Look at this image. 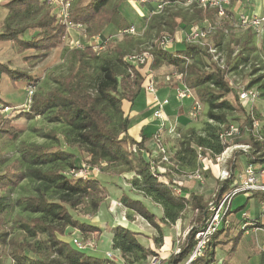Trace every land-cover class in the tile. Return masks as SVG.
Masks as SVG:
<instances>
[{
  "label": "trees",
  "instance_id": "1",
  "mask_svg": "<svg viewBox=\"0 0 264 264\" xmlns=\"http://www.w3.org/2000/svg\"><path fill=\"white\" fill-rule=\"evenodd\" d=\"M127 1L133 0H71L69 18L74 23L85 25L89 36L97 33L94 29H97L102 20L106 24L105 28L113 24L118 31L132 24L126 19L121 7L122 3ZM153 2L157 0L143 3ZM207 10V17L210 18L213 11ZM116 14L120 15L119 22H124L119 27V22L113 21ZM95 24L97 25L93 28L92 25ZM173 28L174 23L171 24L170 31ZM65 29L54 12L51 0L0 2V42H11L19 51H48L59 44ZM252 35L255 37L254 33ZM201 47L185 42L174 44L168 49L157 45L152 53L150 52V77H143L135 65L127 61L126 57L131 54L124 58V53L118 49L116 58L120 66L117 68L109 62L102 65L93 91L90 90L85 74L81 72V65H77L66 75L54 76V87L48 90H34L29 106H25L23 101L20 105L10 106L11 110L18 112L16 118L33 119L40 115L46 117L50 123L57 124L60 129L41 131L40 136L56 140V135L59 134L67 147L75 148L83 154L82 161L85 164L82 166L89 169L98 167V172L115 168L118 174L131 173V188L159 204L162 216L157 219L141 199L130 194L123 193L119 202L134 216L142 217L154 228L159 229L161 224H175L184 211L193 213L192 225L179 244L180 251L174 253L165 264H178L190 254L195 243V233L201 229L208 217L209 202L195 191L176 189V181L168 176L169 160L159 163L157 153L153 155L155 149L150 150L145 146L148 139H153L154 129L143 126L138 130L137 136L130 133L131 115L124 114L122 101L127 100L134 106L140 91H143V94L148 93L146 85L150 78L154 79L152 69L163 62L173 68V71L181 73L180 80L193 91L198 101L207 106L206 116L213 121L206 123L204 134L198 135L193 144L191 139L180 141L181 149L174 153L178 162L186 163L185 166L190 172H194L198 168V153L202 152L214 158L235 140V143L242 142L249 146L247 151L241 152L246 164L264 163V124L261 125L260 132L255 133L253 122H258V118L253 113V107L246 108L240 102L239 106H234L225 98L231 90L224 79L226 65L223 69L214 61H211L210 66L203 65V58H212L208 52L201 50ZM75 52L78 57L96 56L88 44H84L83 49H76ZM34 55L37 54L31 56ZM28 56L30 55H25V58ZM239 65L240 63L236 62L231 69L235 70ZM204 67L208 69L205 70ZM2 74L12 82L24 79L36 81L4 62H0V77ZM254 85H258L260 96L264 97L263 74L251 79L245 87L254 88ZM255 90L259 94L258 90ZM2 105L0 101V112ZM154 107L153 104L152 110ZM237 111L244 114L237 134L222 137L223 131L232 124L233 114ZM21 131V128L13 124L11 118L6 119L0 115V137L15 139ZM243 136L244 140H241ZM19 156V161L13 165H0V264H4L5 258L10 259L12 264H116L108 258L78 250L71 243V233L74 230L83 237L100 232L98 225L84 218L89 213H96L106 198V195H101V192L105 191L103 183H99L92 173L85 176L69 173L72 169L82 167L77 165L75 153L72 151L62 148L54 150L33 143L20 147ZM61 162L65 163L64 166ZM157 165L164 169H157ZM237 175L235 177L231 171L229 177L219 181L215 200L224 195L225 189L235 181ZM23 180L35 184L32 192L19 194L17 197L5 194L17 188ZM250 192L253 194L258 191ZM230 212L231 203L222 219L224 223L227 221L226 226L222 222L209 238L203 254L189 264L212 263L218 244L216 238L222 233H227L226 228L231 223L227 219ZM253 221L258 224L256 218ZM239 226L240 231L234 236L230 253L235 250L242 233L248 227H253H242L244 219ZM111 244L120 253L124 264H131L133 257L136 260L157 257L156 251L143 245L128 227L115 225L112 228ZM221 264L229 263L222 260Z\"/></svg>",
  "mask_w": 264,
  "mask_h": 264
},
{
  "label": "rangeland",
  "instance_id": "2",
  "mask_svg": "<svg viewBox=\"0 0 264 264\" xmlns=\"http://www.w3.org/2000/svg\"><path fill=\"white\" fill-rule=\"evenodd\" d=\"M235 2L236 0H233L232 5H234ZM155 3L156 2L152 4L143 3L137 0L122 3L121 7L126 14V19L136 27V34L134 35L120 34V30L118 29L117 31L116 26L113 24H111V27L108 26V28H105L106 24L102 20L98 25H92L94 26L93 28H95L96 25L98 26L97 29H94L97 33H93L94 35L90 36L85 25L83 28L65 29L64 37L61 38L59 44L48 51L43 49L19 51L11 42H0V62H4L19 73H26V76L36 80L24 79V81L12 82L5 74H2L0 77V101L3 104L0 115L6 119L11 118L13 124H16L22 129L15 139L7 138V136L0 137V165H13V163L19 161L20 147L33 143L45 145L54 150L62 148L66 151H72L75 153L77 165L82 166L85 164V162L82 161L83 154L79 153L75 148L67 147L59 134L56 135L58 140L40 136L39 133L41 131H57V129H60L57 124L50 123L46 117L40 115L33 119H27L25 117L16 118L18 112L16 110H11V107L20 105L22 101L24 103L27 96L28 83L34 85V90H38L39 88L41 90H48L55 85L52 80L54 76L66 75L70 69L77 65H81V72L85 74L90 90L93 91V85L100 77L102 65L109 62L117 68L120 66L116 58L118 49L124 53V58L128 54H137L143 50L151 52L157 45L160 46V39L162 36L179 35V33H182L193 25L204 27L210 23H214L216 19L214 16L215 11L212 10V16L208 18L207 13L209 11L207 9H200L196 5L188 7L181 4V1L166 2L161 9H157ZM242 6L247 13L253 8L251 3H242ZM104 14H106L105 11ZM119 20L120 15L116 14L113 21L117 23ZM122 23L124 22H119L117 27ZM172 23H174V28L170 31ZM218 27L220 26H217L215 32L204 41V45L200 49L206 53L208 47H215L217 51L221 53L227 70L224 79L231 89L230 92L226 94L225 98L234 106H239V100L237 99L238 90L241 87L247 86L254 77L262 74L264 75V38L254 37L248 29H235L229 27L227 23L224 24V28L227 29V32H224L223 29H219ZM71 41H79L82 45H90L96 56H76L75 50L77 48H72ZM27 54L30 56L25 58ZM32 54L37 55L31 56ZM244 58L246 60H243ZM203 59V65H212V60L210 58ZM236 62L240 63V65L237 69L232 70L231 66ZM204 69L207 70L208 68L204 67ZM173 70V68L168 67L163 62L152 69L157 90L162 88L167 90V87L168 90H171V88L175 87L178 83H182V81L175 76L167 79ZM253 87L259 92L258 98L252 108L254 115L258 118V125L254 130L255 133H259L261 125L264 124V97L260 96L258 85H254ZM143 93V91L138 93L139 98L135 102L134 107L139 110L141 106L145 105L148 106L147 109L151 111V107L154 104L151 95L149 93ZM167 96L170 98L171 104L169 108H171L174 99L170 94ZM159 98H162V96L159 95ZM126 102L127 100L125 103ZM200 103L201 109L198 114L196 116H191L187 113L183 119L176 122V126L178 125L176 136H170L164 132L162 142L169 155V163L167 164L168 176L173 178V181H176V189L179 191H182V189L195 191L201 194L207 202H211L215 201L216 191L219 186V181H221L219 177L221 171H232L236 177L237 168L242 167V164L246 162L241 152L247 151L248 149L242 147V142L235 143V140H233L226 152V154H228L227 159L223 157H218V159L217 157L211 158L210 155L202 154L201 152L202 159L199 160L197 157L198 168L196 169L201 174L200 181L187 178L186 176L191 173V170L185 166L186 163L178 162L174 157V153L181 149L180 141L191 139V144H193L198 135L204 134L206 123H213V121L209 120L206 116L208 110L207 106L203 102ZM5 105L9 107L6 108L7 106L5 107ZM147 109H144V111ZM124 110H126V107H124ZM141 113H143V111L138 112L136 115L140 116ZM243 120L244 114L237 111L234 112L231 123L238 128ZM132 122L130 133L134 135L137 129L135 128V122L138 121L134 119ZM241 140H244V136ZM147 141L151 142V139ZM148 143L145 142V146L149 147L150 145ZM61 164L64 166L65 163L61 162ZM92 175L96 176L99 183H103L105 191H102L101 195H106V198L103 199L96 213H89L84 218L90 219L92 223L98 225L100 232L88 235L89 238L95 240L96 247L94 249H86L83 252L105 259L106 253L109 252L112 254L111 261H114L116 264H124L120 253L112 247V228L115 225L122 227L133 226L136 230L132 231L137 235L138 240L146 247L153 248L156 251V258L161 261L160 264L168 263V259L176 253V249L179 248L181 240L186 235L188 228L192 225L193 213L184 211L183 214H181V218L177 220L175 224H161L159 229H156L148 224L142 217L138 215L134 216L133 213L126 210L123 206H121L119 211L117 210L114 212L111 210L115 203L114 201H120L121 195L125 193L141 199L147 209L152 212L157 219H160L162 216V208L159 204L142 196L141 193L135 192V190L131 188V173L118 174L115 168H106L103 169L102 172H97ZM235 181L227 186L224 194L235 189ZM34 186V183L23 180L17 188L11 192H5V194L11 197H17L19 194L32 192ZM250 194V191H238L232 196L231 212L227 216V219L232 221L233 224H236L232 225L229 233H222L216 238L218 244L215 248L214 260L211 264H221L222 260H228L234 236L239 230L237 221L239 220L242 223V219L244 218L242 217V212H248L249 206L244 204L242 208L237 211L236 209L243 205L246 199L251 201L256 200L253 197L247 198ZM123 210L126 214V220H122L120 217L122 214L121 211ZM119 212L121 214H119ZM72 232L74 235H80L76 230ZM259 241V239L256 240L253 234L242 238L240 246L241 255H239V259L243 258L242 255L248 249L261 252ZM132 260L131 264L150 263V258L136 260L133 257ZM3 263L12 264L11 260L8 258H5Z\"/></svg>",
  "mask_w": 264,
  "mask_h": 264
},
{
  "label": "built area",
  "instance_id": "3",
  "mask_svg": "<svg viewBox=\"0 0 264 264\" xmlns=\"http://www.w3.org/2000/svg\"><path fill=\"white\" fill-rule=\"evenodd\" d=\"M142 2L148 0H141ZM232 1L233 0H182L181 4L191 7L196 5L202 9H211L215 11V22L210 23L206 26H199L193 25L179 33V35L174 34L173 36H162L160 39V46L168 49L172 47L174 44L185 42V43H192L197 45H204V41L208 39L216 30L217 26L223 29L224 32H227V29L224 28V24L227 23L229 27L232 28H244L248 29L252 33L255 34L258 38H264V13H247L244 11L243 6H237L236 9H232ZM54 6V12L56 13L57 18L59 21L65 26L66 29L72 28H83V25L79 23H74L69 18V8L71 0H51ZM156 8L161 9L163 5L166 3L163 0H157ZM122 35H134L136 34V27L134 24L129 25L119 31ZM72 48L82 49L84 45H82L79 41H71ZM102 43V42H101ZM207 52L211 55L212 61H214L218 67L225 68L224 59L217 51L215 47H208ZM127 61L135 65L136 69H138L139 73L143 77H150L151 76V69L150 63L152 61V55L150 52L143 50L137 54H132L127 57ZM175 76L179 79L181 78L182 74L178 73L177 71H172L171 75L167 77ZM34 91V86L29 85L27 86V96L24 100V105L29 106L31 103V95ZM146 91L151 95L152 101L154 102V109L152 111L151 118L157 121V129L153 134V143L155 145V151L159 156L161 162H167L169 160V155L167 154V150L162 142L163 133L166 132L167 135L176 136V121L171 122L166 115V106L169 104L168 97L159 98L157 93V88L155 87L154 79L150 78L147 85ZM174 97L177 101H183L184 99H191V107L189 114L191 116H196L201 109V105L199 101L196 99L193 91L184 85L183 83H178L174 88ZM237 97L239 102L242 106L248 107L251 109L257 98L258 93L254 88L248 87H241L238 90ZM8 108V107H6ZM258 125L257 121L253 122V126L256 127ZM238 132L237 127L234 125H229L222 133V137H231L236 135ZM242 147L249 148L247 144H242ZM229 147L225 148V150L217 155L218 157H223L227 159L228 154H226ZM198 159H202V155L198 153ZM157 169L163 170L160 165L156 166ZM98 167H93L89 169L86 166H82L78 169L70 170V174L74 176H85L89 173L96 174L98 172ZM231 171H221L219 177L221 180L226 179L230 176ZM189 179H197L200 181L201 174L198 170L191 172L189 175L186 176ZM235 189L230 191L229 193L224 194L220 199L215 201H211L208 204L207 210L209 212L208 217L206 218L204 225L195 233L194 239L195 243L193 249L191 250L190 254L186 256L181 262L178 264H189L195 258L201 256L204 252V249L207 245L209 238L213 235L217 228L223 222V215H225L226 210L228 209L231 198L234 194L238 191H258L264 192V163L263 164H252L248 163L244 166L243 170L237 175V179L234 183ZM111 210L112 211H119L121 206H123L119 201H114ZM122 213V214H121ZM122 220L125 219V211H121ZM263 217L264 214H261ZM242 217H244V226L247 227L252 225L256 227V222L253 219H249L246 213H243ZM225 220V226H226ZM71 243L72 245L78 250H86V249H94L96 247L95 240L89 237H83L81 235H74L73 232L71 233ZM178 243V241H177ZM260 251L264 253V239L259 245ZM180 250L179 248L176 249V253ZM106 258L111 259L112 254L107 252ZM161 261L156 257L150 258L149 264H160Z\"/></svg>",
  "mask_w": 264,
  "mask_h": 264
},
{
  "label": "crops",
  "instance_id": "4",
  "mask_svg": "<svg viewBox=\"0 0 264 264\" xmlns=\"http://www.w3.org/2000/svg\"><path fill=\"white\" fill-rule=\"evenodd\" d=\"M1 1L2 0H0V2ZM242 3L243 4L244 3H251V5L253 6V8L248 11V13H258V14L264 13V0H236L235 4L232 5V9L233 10L236 9L237 6L241 7ZM177 44H179V43H177ZM174 88L175 87L171 88V90H168V87H167V90H164L163 88L160 90L159 89L157 90L158 96L161 95L162 97H166L167 95L170 94V95H172V97L174 99V101L172 102V105H171L172 107L169 108L171 103H170V98L167 96L169 99V104H168V106H166V109H165L166 115L168 116V118L171 122H173V121L177 122L178 120L183 119L184 116L187 115V113H189V110L191 107V99L187 98L181 102L177 101L175 99ZM125 101L126 100L122 101V110H123L124 114L130 113L132 120L137 119V121H138V122H135L136 123L135 128H137V129H136V134H134V135L137 136L138 130H140L143 126L150 127L152 129H154V132H155V130L157 129V121H155L151 118L153 110L149 111L147 109L148 106H145V105L141 106L140 109L138 110V108L136 109L133 106V104H131L129 101H127L126 103H125ZM185 101H187V102H185ZM124 107H126V110H124ZM142 109H147V110H145L146 111L145 112ZM141 110L143 111V113H141L140 116H137L136 114L138 112H140ZM139 117H140V119H139ZM177 127H178V125H177ZM150 139H151V142L146 141V143L149 142L148 144L150 146L148 148L150 150H154L155 145L153 143V139L152 138H150ZM150 139H148V140H150ZM155 154H156V151L155 152L153 151V155H155ZM245 165H246V162L242 164V167L237 168V174H239L243 170ZM249 197H253L256 200L251 201V200L246 199L243 202V205L239 206L236 209V211L238 209L242 208L244 206V204H247L249 206L248 207L249 210H248V212H246L247 216L249 217V219H255L256 218L258 221V224L256 227H248L242 233L235 250L233 252L229 253V258L227 260V262L229 264H264V253L263 252H255L254 250H249V249L246 250L245 253L242 255L243 258L239 259V255H241L240 254V248H241L240 246H241V239L242 238H245L246 236L253 234L254 237L256 238V240L257 239L260 240L259 241L260 244L264 239V216L263 217L261 216V214H264V193L256 192V193H253V194H250L247 196V198H249ZM242 213H245V212H242ZM239 223H241V222H239V220H238L237 224L239 225ZM234 224H236V223H234ZM234 224L231 221L229 227L226 228L227 233H229L232 225H234ZM130 228H131V230H136V229H134L133 226H130L129 229ZM239 231H240V226H239L238 232Z\"/></svg>",
  "mask_w": 264,
  "mask_h": 264
}]
</instances>
